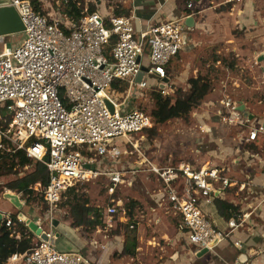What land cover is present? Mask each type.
<instances>
[{
  "label": "built area",
  "instance_id": "built-area-1",
  "mask_svg": "<svg viewBox=\"0 0 264 264\" xmlns=\"http://www.w3.org/2000/svg\"><path fill=\"white\" fill-rule=\"evenodd\" d=\"M3 5L16 8L25 29L14 45L0 35V148L24 150L29 158L46 165L49 184L38 182L30 188L41 194L49 215L61 211L59 205L71 188L102 175L110 178L109 194L113 195L120 184L127 183L126 173L118 166L128 155L120 138L137 149L135 137L144 136L155 125L150 113L129 108V96H123L119 88L126 83L125 92L147 89L163 96L175 92L167 66L185 47L191 30L186 17L151 24L139 32L133 15L103 16L86 10L75 18L62 10L53 15L37 11L31 0L0 2ZM146 49L150 63L144 65ZM149 76L158 83L150 85ZM240 107L241 102L232 96L223 98L222 122L246 127L247 143L264 140V124H251ZM138 154L142 171L155 174L160 181L161 201L180 216L181 236L198 250H212L224 234L214 228L202 206L213 204L217 192L232 187L231 180L217 167H196L189 162L160 165ZM118 213L119 206L112 200L104 215ZM4 220L17 238L21 236L18 223L29 226L9 214ZM228 223L231 229L240 225L234 218ZM46 233L47 239L35 233L33 247L11 259L21 256V264L89 262L82 252L58 249L53 231Z\"/></svg>",
  "mask_w": 264,
  "mask_h": 264
},
{
  "label": "crops",
  "instance_id": "crops-1",
  "mask_svg": "<svg viewBox=\"0 0 264 264\" xmlns=\"http://www.w3.org/2000/svg\"><path fill=\"white\" fill-rule=\"evenodd\" d=\"M8 1L0 0L1 3ZM38 1L43 6V0ZM189 2H192V7H188ZM93 3L95 11H105L108 15H133L139 32L151 24L193 17L194 26L187 35L185 47L167 66L173 84L189 80L191 71L184 70L182 65L185 66V55L197 48L213 54L231 49L236 51L238 57L251 63V67L264 70V12L261 9L264 0H243L239 3L225 0H95ZM212 63L216 67L222 66L221 58L215 57ZM193 77L207 81L199 74ZM253 77L256 78V75ZM241 80L237 81L241 90L235 89L233 98L241 102L240 109L250 119L253 116L251 124H264V107L255 109L254 86L250 88ZM248 110L252 114L247 113ZM205 116L207 119L210 117L208 114ZM239 127L240 131L238 128L219 125L216 132L220 133L222 142L219 148L211 147L207 150L211 157L203 166L217 167L221 175L231 180L233 186L217 192L215 196L237 205L241 214L238 218L227 219L219 213L215 200L213 204H203V210L214 228L222 231L224 237L212 250L208 249L201 255L196 245L188 243L181 236L180 216L166 202L161 201L160 181L155 174L142 171L141 158L136 162H127V168L120 166L126 173L127 183L123 185L128 188L129 198L125 200L111 195L119 207L124 205L120 219L127 226L128 232L133 229L136 231L138 244L135 255L124 253L126 231L110 235L114 223L111 216L104 215L105 208L102 210L103 226L89 233L83 226H73L69 221L57 218L56 212L49 215L46 210L44 216L41 214L40 218L36 217L34 207L28 205L29 210H25L27 203L22 198L24 206L19 209L0 193L2 220L7 214H15L29 224L32 216H35V223L42 226L46 216L52 217L49 229L43 231H53L55 237L57 235L55 245L58 249L82 252L89 259L87 264H264V140L260 137L253 143H247L246 134H243L246 128ZM207 136L209 140L213 139L210 130ZM141 154L159 164L146 154ZM136 184L140 190L134 188ZM244 214L249 215L241 222ZM233 218L240 225L231 229L228 222ZM61 238L62 247L57 244ZM235 242H240V246L235 245ZM7 264H21V256L17 260L10 258Z\"/></svg>",
  "mask_w": 264,
  "mask_h": 264
},
{
  "label": "rangeland",
  "instance_id": "rangeland-1",
  "mask_svg": "<svg viewBox=\"0 0 264 264\" xmlns=\"http://www.w3.org/2000/svg\"><path fill=\"white\" fill-rule=\"evenodd\" d=\"M63 1L64 0H43L42 10L44 13L49 12L53 15L58 10L64 9L65 6ZM80 1H83L85 11L90 6L95 5L93 3L95 0L90 2H87L86 0ZM104 7L106 8L107 6ZM113 7L116 8L117 6L113 5ZM261 9L262 12H264V6H262ZM105 13L107 12H101L103 16H106ZM23 35V32L5 35V41L14 45L21 41ZM148 54L149 52L146 49L143 54L144 65L150 63ZM215 57L221 58L222 66L220 65V67H216L213 65L212 60H214ZM184 59L185 66L182 65V68H184V70L186 69L191 71L189 77L191 78L196 74L204 76L207 80L206 82H210L211 84V91L198 106L192 109L188 117L173 118L164 123H156L155 121L153 131H148L144 134V136L141 135L135 137V141L137 140V149L134 147V145L132 146V144L127 143L125 139L120 138V140L125 143L124 146L127 147L129 155L124 156L121 159V162L118 164L119 167L121 166L122 168H127V162H136L139 160V152L146 154L159 164H178L181 162H191L196 167H202L205 161L211 157L207 150L211 147L219 148L218 146H220L219 144L222 142L220 140V133L216 132L219 130V125L222 127L230 126L231 128H238V131L241 130L239 126L224 124L221 120V113L225 114V110L222 109V99L227 95L232 97L235 96L234 92L237 88L238 90H241V87H238L237 85V81H240V78H242L241 82L245 81L248 87L251 88V86H254L253 94L255 99V109L264 107V70L251 67V63L247 61L249 63L248 64L245 60L238 57L236 51L228 49L227 51H222V53L213 54L205 52L203 49L197 48L194 52L185 55ZM253 74L256 75V78L253 77L255 76ZM148 81L150 85H156L158 83V79L156 77L149 76ZM173 87L175 88V92L172 94V96L175 97L177 95L176 92L178 89L182 88L184 91L190 89L188 79L182 80L177 84L174 83ZM238 90H236V94ZM119 92L121 94L123 93V96H129L128 104L132 107L141 108L150 114L155 108L154 92L151 90H133L131 92L119 90ZM243 92L246 93L245 91ZM120 99L124 100L123 97ZM247 113L251 112L248 110ZM260 113L261 112H259L258 117ZM203 114H208L210 117L207 119V117ZM251 119H253V117ZM209 130L213 136L212 140H209L208 136L206 137V134H208ZM243 134L244 136L247 134V128ZM260 141H262V139H260ZM137 151L138 153H136ZM32 168L33 166H26L25 168L18 167L8 175L0 176V193L5 194L8 192L10 194H18L20 198H22L27 203L25 210H29L28 205L34 207L36 212L35 215H37L36 217L40 218L41 216H44L47 206L39 192V194H36L33 198L28 200L27 196H23L22 193L13 191L6 187V185H8L7 183L12 179H15L20 174L22 175L31 171ZM139 177L135 176L136 179L142 181V179ZM109 184L110 178L106 175H102L98 179L87 183L78 184L74 192L70 194L68 193L66 196H64L62 203L59 205L61 211L55 213L56 217L62 221L67 220L72 224L74 219H71L69 215L70 205L68 202H73L77 198L80 199V201L87 200L88 205L104 210V208H107L110 202H112L111 195L109 194ZM134 188L140 190L138 184H136ZM127 195L128 188L125 185L120 184L112 197H121L127 200L129 198ZM123 206L124 205H120L119 209L121 211H119L118 215L111 218L114 223V226L109 231L111 236L114 233H121L124 231L128 232V228L120 219V216L122 215L121 208H123ZM46 217L47 218L42 221L43 229H49V224L52 220V217ZM34 218L35 216H32L31 222L36 221V218ZM83 227L89 233H93V231L96 230L95 229L91 231L88 227ZM33 237V241H36V235H33ZM62 238L57 240V244L60 247H62ZM8 262H6V264Z\"/></svg>",
  "mask_w": 264,
  "mask_h": 264
},
{
  "label": "trees",
  "instance_id": "trees-1",
  "mask_svg": "<svg viewBox=\"0 0 264 264\" xmlns=\"http://www.w3.org/2000/svg\"><path fill=\"white\" fill-rule=\"evenodd\" d=\"M31 2L37 11L44 12L41 2L38 0H31ZM63 2L65 7L62 11L75 18H79L85 14L83 1L64 0ZM95 10V6H90L87 12ZM188 83L190 89L187 91H184L182 88L178 89L176 97L172 95L163 96L160 92L151 90L154 92L155 100V108L151 111V115L156 123H164L173 118L188 117L192 109L198 106L211 91V84L200 77H191ZM126 87L127 84L123 83L119 89L124 91ZM114 88H118V84H114ZM149 130L153 131L154 129ZM26 166H33V168L31 171L22 175L20 174L15 179H12L7 183V187L22 193L23 196H27L28 200H30L36 194H39L37 191L31 189V186H34L38 182L43 186L49 184V172L46 165L29 158L24 150L9 152L6 149L0 148V176L8 175L18 167L25 168ZM74 191L75 188H71L68 193L70 194ZM68 203L70 205L69 215L71 219H74L71 225L86 226L91 231L103 226V212L100 208L92 207L88 205L87 200L80 201L78 198ZM215 206L219 213L227 219L231 217L238 218L241 214L237 205L220 198H215ZM130 214L133 215L132 212ZM11 217L14 221H19L17 215L13 214ZM18 229L21 233L20 238L12 235V229L6 225L5 220L0 222V264H5L14 254L24 253L33 247V235H35V232L31 227L20 222L18 223ZM126 233L124 253L135 255L138 244L136 231L133 229Z\"/></svg>",
  "mask_w": 264,
  "mask_h": 264
},
{
  "label": "water",
  "instance_id": "water-1",
  "mask_svg": "<svg viewBox=\"0 0 264 264\" xmlns=\"http://www.w3.org/2000/svg\"><path fill=\"white\" fill-rule=\"evenodd\" d=\"M186 24L189 25L190 28L194 26V20L192 16H189L186 19ZM25 29V25L16 10L14 6L11 5H3L0 7V35H9V34H15L23 32ZM146 68L144 67L143 70ZM143 76V72H141L136 81L140 82ZM107 104L111 108L112 111H114V105L111 103L110 100H106ZM253 117V116H251ZM4 198H8L11 202L15 204L19 209H21L24 206V202L21 200L20 196L18 194H10L5 193L3 194ZM2 213H0V222L2 221ZM29 226L31 229L37 233L40 234L42 238L47 239V233L45 231H42L41 228L35 223L31 222L29 223ZM57 237V235H56ZM55 237V239H56ZM54 239V241H55ZM208 249L204 248L200 251V255L207 252Z\"/></svg>",
  "mask_w": 264,
  "mask_h": 264
}]
</instances>
